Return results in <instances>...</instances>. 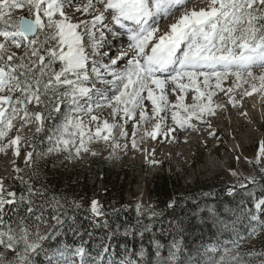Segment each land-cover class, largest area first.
<instances>
[{"label": "snow or ice", "instance_id": "1", "mask_svg": "<svg viewBox=\"0 0 264 264\" xmlns=\"http://www.w3.org/2000/svg\"><path fill=\"white\" fill-rule=\"evenodd\" d=\"M237 89L241 98L264 96V0H0V152L11 149L19 156L21 142L30 146L26 168L52 153H66L69 160L96 156L92 145L100 142L113 159L117 150L128 149L119 138L138 150L146 140H175L181 131L210 125L222 107L213 99L218 92L235 107ZM261 158L264 140L257 164ZM14 171L20 193L0 178V264H226L221 253L229 249L221 233L230 232V243L237 245L238 225L246 221L249 236L264 229L256 213L264 216V168L259 178L245 177L239 184L250 204L242 200L224 216L205 204L216 233L211 244L201 234L197 247L176 239L187 232L184 219L173 216L168 229L162 221L155 230L140 219L131 224L120 219L130 211L126 207L109 213L93 199L86 209L83 200L37 187L34 171L28 179L19 167ZM257 184L259 197L248 191ZM224 195L234 200L235 186ZM193 203L197 211L191 215L201 222L195 229L206 221L200 202ZM176 206L175 199L166 205L173 211ZM81 210L89 227L78 218ZM136 211L144 215L139 205ZM160 215L152 211L149 221ZM155 232L171 235L169 244ZM146 236L153 260L145 259L143 243L135 250L120 243L117 258L114 242ZM196 241L193 236L192 244ZM242 255L229 259L240 264Z\"/></svg>", "mask_w": 264, "mask_h": 264}, {"label": "trees", "instance_id": "2", "mask_svg": "<svg viewBox=\"0 0 264 264\" xmlns=\"http://www.w3.org/2000/svg\"><path fill=\"white\" fill-rule=\"evenodd\" d=\"M264 134V126L262 127ZM42 147H47V144ZM30 151L32 148L30 147ZM66 156L57 155L52 153L49 156L37 157L34 165L31 169L25 167V161L19 162L17 167L22 169V175L25 179H28L34 171V180L36 186H43L48 189L50 194L55 193L61 197H67L69 200H83L85 202V208L87 209L90 202L94 199L99 202L102 206V210L105 212H111L113 208H128L130 211H123L120 214V219L127 218L128 222L135 224L137 219L144 222H151L155 229L161 227V222L165 229H168V222L175 216L177 219H184L187 227L185 235L176 236V239L181 244H188L192 247H197L200 244L199 237L203 234L204 241L206 243L214 242V234L216 229L211 223L209 213L205 208V204L213 207H218V210L222 216L226 215L225 209L229 207H236L242 200L249 202L250 197L246 196L245 191L239 188V185H232L227 182L224 177L213 176L211 179H199L195 180L192 184H183L179 178H176L174 173L169 174L167 171L154 174L148 181V193L152 196L151 206L149 210H141L144 215H139L136 209L129 205L125 199V192L130 189L133 182L134 176L129 174V171L124 168H119L117 171H113L105 161L100 157L90 156L89 159L84 160L80 163L79 167H68L65 166ZM83 168V172L80 173L79 168ZM87 167V168H86ZM17 173L3 177L5 186L9 190L14 189L17 193L21 192V185L18 180L15 179ZM260 172L256 173V177L259 178ZM121 177V178H120ZM90 180H92L90 182ZM235 186L238 195L233 200L232 197L224 195L228 187ZM216 192V197H203L205 192ZM248 191H255L257 197L261 195L260 185L257 184L253 189L251 185H248ZM177 201L175 211L169 209L166 205L173 200ZM193 200L200 202L201 208L204 211L200 213L203 219L206 221L202 226H198L193 229L192 225H201L200 220L192 217V212L197 211L196 204ZM152 211L160 213L158 217H153L149 221V216ZM86 211L81 210L78 213V218L85 227H89V220L84 219ZM99 219V218H98ZM247 229V222H244L243 227L237 226V231L240 232V241L237 245L230 243V232H224L220 234V239L224 245L228 246V251L222 252L221 254L226 258V264H236V261L229 259L236 256L237 253L245 254L238 257L240 264H258L259 258L256 253L257 246L254 242L253 234L250 236ZM97 234H101V230H96ZM156 238L159 239L166 246L172 239L171 235H163L160 232H155ZM193 236L197 238L196 244H192ZM85 239L87 237L85 236ZM66 242L71 244V236L67 237ZM124 243L132 247L134 250L139 248L140 244L143 243L145 246V259L153 260L154 253L152 246L148 243V237L146 236L143 241L127 239L121 237L118 242H114L113 251L118 254L120 252L119 244ZM91 248V242L88 244ZM167 247L162 250V255L167 256ZM251 254V255H247ZM257 258V259H255ZM43 259L38 257V260ZM256 260V261H255Z\"/></svg>", "mask_w": 264, "mask_h": 264}, {"label": "rangeland", "instance_id": "3", "mask_svg": "<svg viewBox=\"0 0 264 264\" xmlns=\"http://www.w3.org/2000/svg\"><path fill=\"white\" fill-rule=\"evenodd\" d=\"M224 86H230V82L226 81ZM240 91L237 89L235 92V98L238 101L235 107L227 103V96L218 92L213 99L222 107L216 109L215 116L210 119V125H200L199 131L190 129L181 131L175 140L171 138L165 140L163 137H160L159 142L146 140L141 144L143 150H138L132 149L130 140L119 138L118 142L121 145L128 143V149L126 152L117 150L113 159L107 158L111 151L107 145L102 142L92 145L99 153L97 156L113 171L124 168L134 176L131 188L125 192V199L129 205L135 209L139 205L140 210L143 211L150 209L152 196L148 193V181L154 174L162 171L174 173L183 184H192L199 179H211L217 175L224 177L229 184L239 185L246 183L245 177L255 176L261 168H264V158H261L259 164L256 163L258 144L264 140L262 132L264 96L253 93L251 96L241 98ZM190 100L191 97L186 95L185 102ZM169 123H171L170 120ZM126 127L130 133L131 127ZM210 132H214L218 139L209 135ZM27 133L26 127L24 134L27 135ZM19 147L21 153L19 156L13 155L11 149L0 152V178L15 174L14 168L17 164L25 161V155L30 151V146L21 142ZM55 154L67 155L63 152ZM90 156L91 154H84L82 159H66L64 163L69 168L79 167L80 163L89 159ZM152 160L157 163L153 164ZM79 169L82 173L83 168ZM256 213L259 220H264V216L259 215V210H256ZM252 234L253 243L256 244L258 251L256 255L264 254V229L258 228ZM256 257L264 258L258 255Z\"/></svg>", "mask_w": 264, "mask_h": 264}, {"label": "bare ground", "instance_id": "4", "mask_svg": "<svg viewBox=\"0 0 264 264\" xmlns=\"http://www.w3.org/2000/svg\"><path fill=\"white\" fill-rule=\"evenodd\" d=\"M165 23H166V21H165ZM256 96H257V94H256Z\"/></svg>", "mask_w": 264, "mask_h": 264}]
</instances>
